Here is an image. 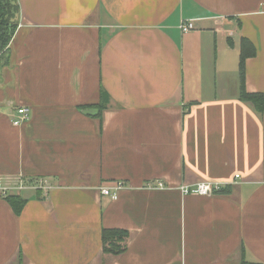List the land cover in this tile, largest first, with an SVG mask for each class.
<instances>
[{
  "label": "crops",
  "instance_id": "crops-1",
  "mask_svg": "<svg viewBox=\"0 0 264 264\" xmlns=\"http://www.w3.org/2000/svg\"><path fill=\"white\" fill-rule=\"evenodd\" d=\"M17 2L0 175L51 187L22 190L20 213L0 194V264H264V112L239 70L247 37L246 89L264 93V0ZM201 182L225 190L182 189ZM104 227L130 231L124 253L103 251Z\"/></svg>",
  "mask_w": 264,
  "mask_h": 264
},
{
  "label": "trees",
  "instance_id": "trees-1",
  "mask_svg": "<svg viewBox=\"0 0 264 264\" xmlns=\"http://www.w3.org/2000/svg\"><path fill=\"white\" fill-rule=\"evenodd\" d=\"M20 11V6L17 0H0V55L7 49L13 34L17 27V15ZM257 54V48L255 44L247 37L241 39L240 49V99L243 101L251 102L255 108L264 112V93L262 92H249L246 89V61L248 58ZM106 100L102 99L101 102L94 105L103 109L106 105ZM222 188L219 192H223ZM8 202L12 205L13 209L20 213L24 207L26 200L19 195H11L6 197ZM130 237V231L123 228H107L102 229V244L103 251L105 253H111L114 255H120L127 250V241Z\"/></svg>",
  "mask_w": 264,
  "mask_h": 264
},
{
  "label": "built area",
  "instance_id": "built-area-1",
  "mask_svg": "<svg viewBox=\"0 0 264 264\" xmlns=\"http://www.w3.org/2000/svg\"><path fill=\"white\" fill-rule=\"evenodd\" d=\"M180 30L183 33L190 32L196 28L193 19H187L181 21ZM18 115L12 119L14 125H22L24 122L29 120L30 109L27 107H20L17 110ZM239 175H236V178ZM51 186L46 183L45 179H30L25 177H13V176H1L0 175V194L3 197H8L11 195H19L20 192L26 188L34 189H48ZM126 187L124 181H114V183L109 185L101 186V193L105 196H109L111 199L116 200L119 198L120 191ZM143 188L147 189H157L164 188L165 184L160 180H148L143 185ZM223 185L221 183L213 182H201L197 184L193 189L190 187H182L185 193L197 192L199 194L208 195L215 191L221 190Z\"/></svg>",
  "mask_w": 264,
  "mask_h": 264
},
{
  "label": "water",
  "instance_id": "water-1",
  "mask_svg": "<svg viewBox=\"0 0 264 264\" xmlns=\"http://www.w3.org/2000/svg\"><path fill=\"white\" fill-rule=\"evenodd\" d=\"M84 112L87 113V114H90V115L91 114L95 115V114H97L99 112V110L95 109V108H90V109H86Z\"/></svg>",
  "mask_w": 264,
  "mask_h": 264
}]
</instances>
